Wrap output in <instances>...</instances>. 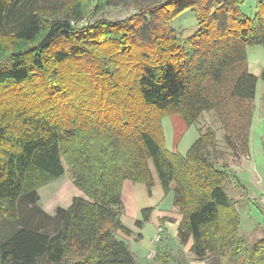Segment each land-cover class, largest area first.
I'll list each match as a JSON object with an SVG mask.
<instances>
[{
  "label": "trees",
  "instance_id": "obj_1",
  "mask_svg": "<svg viewBox=\"0 0 264 264\" xmlns=\"http://www.w3.org/2000/svg\"><path fill=\"white\" fill-rule=\"evenodd\" d=\"M101 2L134 13L78 27V0H0V54H8L0 99L15 92L0 103V264H137L116 238L131 235L119 220L121 189L129 181L150 190L149 164L181 217L177 240L196 259L227 250L240 264H264V236L252 245L238 237L227 173L202 155L214 135L205 132L180 156L164 149L160 127L164 116L191 125L226 101H254L264 67L259 77L248 72L247 49L264 46V0H254L250 16L245 0ZM187 11L197 30L183 38L168 24ZM91 49L106 53L110 66L94 61ZM65 165L81 196L52 216L35 207L38 218L22 213L19 204L34 205L36 190L62 177ZM149 213L141 211L138 228Z\"/></svg>",
  "mask_w": 264,
  "mask_h": 264
},
{
  "label": "rangeland",
  "instance_id": "obj_2",
  "mask_svg": "<svg viewBox=\"0 0 264 264\" xmlns=\"http://www.w3.org/2000/svg\"><path fill=\"white\" fill-rule=\"evenodd\" d=\"M78 1L83 6L84 15V20L76 24L78 27L86 26L89 22L124 21L134 13L131 7L105 8L101 5V0ZM254 3V0H245L241 9L242 12L248 16L254 14ZM168 26L183 38L191 36L197 30L195 15L190 11L178 15ZM36 43H32L31 46L36 45ZM27 47L28 45H23L20 49ZM91 50L90 54L94 61L101 63L102 59V63L106 67L110 66L109 61L105 59L106 53L96 49ZM7 55V53L0 54V62ZM247 58L249 62L264 61V46L249 47ZM85 84L84 82L81 83L86 91ZM69 85L73 91L82 93L80 89L72 87L71 80H69ZM11 93L15 94V92ZM12 94H4L3 96L6 95V98L0 99V103H6L8 99H13L14 95ZM259 95L262 97L261 99L256 98L255 101L245 104L226 101L225 105L217 112L203 113L198 121L191 125H187L178 114L164 116L160 120L164 149L172 154L185 156L192 144L205 132L214 135L202 155L216 169L224 170L227 173L228 178L223 189L227 196L236 203L235 208L239 218L238 237L242 238L246 244L251 243V245L264 236V83L259 84ZM235 110L240 112L241 117L236 118ZM2 119L3 117H0V124H2ZM248 120L250 121L248 122ZM8 124L13 127L17 122L13 120L12 122L9 121ZM226 135L232 141L231 146L226 144ZM149 168L153 179L150 190L143 183H133L137 193H139L137 205L142 206V209H149V218L150 215L154 214L159 225L165 231L157 244L150 242L155 233L149 240L136 238L137 236L131 237L134 246L142 254L139 264H160L158 259L163 254L166 256L165 258H168L167 264H240L241 260L232 258L227 250L221 258L209 255L203 260H198L190 253L189 243L187 245L179 243L177 240L178 224L176 222L166 224L168 221H162L160 216L163 214L162 212L171 208L170 198H166L152 164H149ZM64 170L65 173L62 177L42 185L36 190L38 200L34 205L27 202L19 204L22 213L38 218L37 213L33 210L35 207L52 216L56 208H65L71 202L72 191L76 187L71 181L70 169L65 165ZM233 176H235L237 183ZM169 195L172 202V195ZM141 219L140 211L139 221ZM45 227L50 231L54 229L52 222L47 223ZM150 253H153L152 257H150Z\"/></svg>",
  "mask_w": 264,
  "mask_h": 264
},
{
  "label": "crops",
  "instance_id": "obj_3",
  "mask_svg": "<svg viewBox=\"0 0 264 264\" xmlns=\"http://www.w3.org/2000/svg\"><path fill=\"white\" fill-rule=\"evenodd\" d=\"M263 67H264V61L263 60L249 62L248 58H247V68H248V72L250 74H253L254 76L259 77ZM261 83H263V82H261V81L257 82L256 97H255L254 101L256 100V98L257 99L262 98L259 95V84H261ZM258 95H259V97H258ZM72 192H73V194H72L70 201L74 197L81 196L80 191H78L77 189H73ZM138 196H139V193H137L136 187H134V184L129 182V181H124L122 184V189H121V201L123 203V212H122V215L120 216L119 220H120L121 224L131 232V235H130V237L126 238V237L120 235L119 233L116 234L117 239L125 242L128 250L132 253L134 258L136 259L137 264H139V259L141 258L142 254L139 253L140 250L136 246H134L133 238H131V237L137 236L136 238H141V239L143 238V239L149 240L152 237V235L155 233V229L160 226L158 223V220H156V216L154 214L150 215V218L148 219V221L142 223L140 228H138L136 226V222L139 221V213H140V211L143 210L141 208L142 206L139 207L137 205ZM166 198H170L169 204H170L171 208H169V210H166L165 212H162L163 214H161V215L159 214V215L161 216V218H167L168 219L167 220L168 222H166V224H168L169 222H171V223L176 222L177 224H179L181 217L176 212L177 209L172 206L170 195L168 194L166 196ZM69 205H70V202L68 203V205L65 208H67ZM151 217H152V219H151ZM163 230H164V228H163ZM164 231H163V233H164Z\"/></svg>",
  "mask_w": 264,
  "mask_h": 264
},
{
  "label": "built area",
  "instance_id": "obj_4",
  "mask_svg": "<svg viewBox=\"0 0 264 264\" xmlns=\"http://www.w3.org/2000/svg\"><path fill=\"white\" fill-rule=\"evenodd\" d=\"M163 233L162 227H157L155 231V236L151 239L152 244H157L161 240V236ZM153 256V253H150V257Z\"/></svg>",
  "mask_w": 264,
  "mask_h": 264
}]
</instances>
